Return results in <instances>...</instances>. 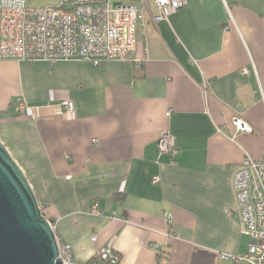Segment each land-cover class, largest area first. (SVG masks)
<instances>
[{"label":"crops","instance_id":"crops-1","mask_svg":"<svg viewBox=\"0 0 264 264\" xmlns=\"http://www.w3.org/2000/svg\"><path fill=\"white\" fill-rule=\"evenodd\" d=\"M149 4L129 61H0V140L77 264L109 243L119 264H236L233 175L264 158V0H190L159 24Z\"/></svg>","mask_w":264,"mask_h":264},{"label":"built area","instance_id":"built-area-1","mask_svg":"<svg viewBox=\"0 0 264 264\" xmlns=\"http://www.w3.org/2000/svg\"><path fill=\"white\" fill-rule=\"evenodd\" d=\"M129 1L58 0L56 5L33 9L27 0H0V61L54 65L82 60L94 66L103 62L129 61L130 54L136 50L138 22L143 18V11L149 8L150 0ZM133 1H139L142 8ZM189 1L153 0L158 10V15L152 17L153 22L167 21L187 7ZM136 68L139 71L141 65ZM243 73L247 74V71ZM25 107L20 103L16 113L21 114ZM62 109L72 114L74 105L65 102ZM233 126L236 135L254 132V128L241 117L234 118ZM158 146L161 154L174 156L177 153L176 138L169 132L162 134ZM154 182L159 179L155 178ZM232 187L236 208L230 214L238 216L241 234L248 239L249 247L245 254L229 258L236 264H264V158L256 160L246 154L234 172ZM92 213L104 215L98 204L93 205ZM51 226L55 231L53 222ZM55 235L61 262L77 264L72 247L61 240L56 231ZM97 260L119 264L121 258L109 243L99 251Z\"/></svg>","mask_w":264,"mask_h":264},{"label":"water","instance_id":"water-1","mask_svg":"<svg viewBox=\"0 0 264 264\" xmlns=\"http://www.w3.org/2000/svg\"><path fill=\"white\" fill-rule=\"evenodd\" d=\"M32 186L0 140V264H63Z\"/></svg>","mask_w":264,"mask_h":264},{"label":"rangeland","instance_id":"rangeland-1","mask_svg":"<svg viewBox=\"0 0 264 264\" xmlns=\"http://www.w3.org/2000/svg\"><path fill=\"white\" fill-rule=\"evenodd\" d=\"M125 3L129 0H123ZM28 6L33 9L44 8L46 6H53L58 3V0H27Z\"/></svg>","mask_w":264,"mask_h":264},{"label":"trees","instance_id":"trees-1","mask_svg":"<svg viewBox=\"0 0 264 264\" xmlns=\"http://www.w3.org/2000/svg\"><path fill=\"white\" fill-rule=\"evenodd\" d=\"M96 261H97L96 264H105V263L100 262V261H98V260H96ZM91 264H93V262H92Z\"/></svg>","mask_w":264,"mask_h":264}]
</instances>
